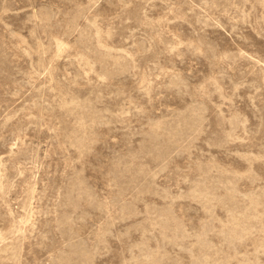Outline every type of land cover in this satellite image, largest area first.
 <instances>
[{
  "label": "rangeland",
  "instance_id": "1",
  "mask_svg": "<svg viewBox=\"0 0 264 264\" xmlns=\"http://www.w3.org/2000/svg\"><path fill=\"white\" fill-rule=\"evenodd\" d=\"M0 264H264V0H0Z\"/></svg>",
  "mask_w": 264,
  "mask_h": 264
}]
</instances>
